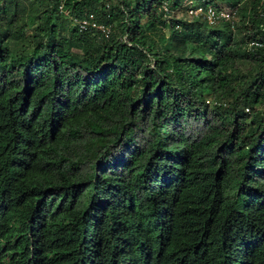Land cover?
<instances>
[{
	"label": "trees",
	"instance_id": "obj_1",
	"mask_svg": "<svg viewBox=\"0 0 264 264\" xmlns=\"http://www.w3.org/2000/svg\"><path fill=\"white\" fill-rule=\"evenodd\" d=\"M182 1L0 0V264H264V0Z\"/></svg>",
	"mask_w": 264,
	"mask_h": 264
},
{
	"label": "built area",
	"instance_id": "obj_2",
	"mask_svg": "<svg viewBox=\"0 0 264 264\" xmlns=\"http://www.w3.org/2000/svg\"><path fill=\"white\" fill-rule=\"evenodd\" d=\"M181 8L183 9V13H185L188 17L194 19H200L207 26H215L220 22L228 24L230 29H234V23L237 20V7L229 6V5H220V4H200L195 2L194 0H183L181 3ZM59 10L63 12L61 5L58 6ZM161 8L163 11H168L165 3H162ZM66 14L65 12H63ZM91 15L88 16V19H73L75 22L74 25H77L78 29L85 30L90 27L99 31L101 35L107 37L109 32V26H103L101 24H96L93 22ZM90 20V21H89ZM260 43L256 41H250L245 45L246 50H251L253 47H259ZM264 89V84H263ZM205 102L209 106H214L217 104L213 99L207 98ZM224 106V104H222ZM247 111V109H245Z\"/></svg>",
	"mask_w": 264,
	"mask_h": 264
},
{
	"label": "rangeland",
	"instance_id": "obj_3",
	"mask_svg": "<svg viewBox=\"0 0 264 264\" xmlns=\"http://www.w3.org/2000/svg\"><path fill=\"white\" fill-rule=\"evenodd\" d=\"M5 1H10V3L8 4L10 9H12V8L14 7V4H17V6L15 7V9H16V11H17L18 13H20L21 11H22L23 13H27V12H29L30 9H31V4L34 3V5H35V1H36V0H1V2H5ZM214 2H215L216 4H220V5H223V3H224V2H221L220 0H215ZM44 5H45V4L41 3V5L38 4V5H36V7H37V9L39 8V10H41V9L43 8ZM244 10H245L244 8L239 9V11H244ZM182 14H183V11H182L181 9H179V10L176 12V15H177L178 17L182 16ZM241 17H242V13H241V14L238 13L237 20H236V22H235L236 26H234V33L237 34V35H239L238 32H239L240 24H239L238 22L241 21ZM72 23L75 24V22H74L73 20H72ZM237 23H238V24H237ZM31 25H32V24L29 23V25H27V27L30 28ZM165 33H166V32H165V29H164V34H165ZM237 35H235V36L238 38L239 36H237ZM9 44H10V48H11V50H13V51L15 52L14 54L17 55L18 52H19L18 49H19L20 46H21V42L10 41Z\"/></svg>",
	"mask_w": 264,
	"mask_h": 264
}]
</instances>
